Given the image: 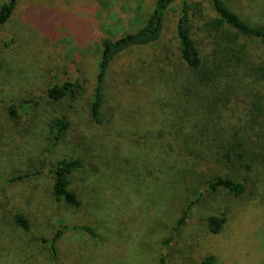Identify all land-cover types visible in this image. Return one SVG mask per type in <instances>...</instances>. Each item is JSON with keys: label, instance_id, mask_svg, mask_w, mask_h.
<instances>
[{"label": "rangeland", "instance_id": "1", "mask_svg": "<svg viewBox=\"0 0 264 264\" xmlns=\"http://www.w3.org/2000/svg\"><path fill=\"white\" fill-rule=\"evenodd\" d=\"M5 1L0 0V6ZM228 1L249 22L264 24V0ZM155 2L19 0L12 18L0 26V264H160L162 242L172 235L168 264H199L209 255L217 257V264H264V162L244 172V194L208 191L206 181L212 174L233 173L215 162L211 170L189 168V161L196 159L190 148L207 138L185 140L187 128L178 131L182 127L176 114L162 101L167 87L155 85V91L140 71L158 54L179 60L176 24L181 1L168 10L158 43L114 60L106 81L105 123L96 125L91 119L103 38L137 30ZM190 2L201 3L197 26L200 41L207 44L205 23L214 13L206 0ZM31 5L67 13L57 26L60 36L51 39L29 22L24 11ZM249 48L264 62L259 40H252ZM258 77L263 91L264 76ZM66 80L81 84L77 97L49 99L45 90ZM256 93L252 90L230 107V130L247 132L261 151L264 114L255 108ZM11 105L19 118L11 116ZM58 115L66 116L70 127L52 146L50 122ZM63 157L85 159L70 185L81 207L54 196L50 167ZM24 173L29 176L9 181ZM193 191L202 192L203 198L175 231L183 209L196 199ZM17 212L28 218L30 231L16 223ZM211 215L226 217L218 233L208 226ZM64 224L70 229L59 240L54 258L41 236L52 237ZM76 225L91 226L93 233Z\"/></svg>", "mask_w": 264, "mask_h": 264}, {"label": "trees", "instance_id": "2", "mask_svg": "<svg viewBox=\"0 0 264 264\" xmlns=\"http://www.w3.org/2000/svg\"><path fill=\"white\" fill-rule=\"evenodd\" d=\"M19 0H6L0 6V26L8 22ZM181 1V11L176 24V38L179 47V60L173 61L168 53L153 57L149 65L139 68L143 71L145 82L154 83V90L160 86L167 91L162 101L170 106L171 113L176 114V120L187 128L185 140L192 137L205 136L202 145L190 148L196 158L189 167L191 170H211L212 162L220 168H227L233 173H214L206 181L207 190L213 192L225 191L234 196L244 194L248 185L245 171H251L264 162V148L257 151L245 134L231 131L230 107L237 104V99L257 90L255 108L264 114V90L258 88L259 75L264 76V62L252 53L249 44L259 40L264 51V24H253L236 11L228 0H206L214 15L205 23L207 40L201 42L197 26V18L203 12L201 3L192 5L190 0H156L145 22L137 30L124 33L119 38L104 37L102 40L101 59L97 82L90 102V115L96 125L105 123V104L107 102L106 81L112 63L121 54L133 49H141L160 41L163 34L168 10ZM203 4V3H202ZM24 15L29 22L38 26L51 39L61 35L57 26L63 24L67 13L61 14L46 7L28 6ZM46 21L47 23H43ZM170 66H173L171 69ZM136 72H138V70ZM254 77V78H253ZM252 78V80H250ZM172 83L171 85H169ZM81 84L66 80L54 83L45 90L47 97L53 101L65 98H76ZM161 88V90H162ZM168 100V101H167ZM177 100V101H174ZM170 103V104H169ZM12 117L19 118L15 105L9 107ZM162 111H166L162 110ZM236 113V110L234 111ZM258 117V115L256 116ZM70 122L66 116L58 115L50 122L52 146L57 145L66 135ZM231 131V134L227 130ZM190 130V131H189ZM234 133V134H233ZM200 134V135H199ZM211 138V139H210ZM195 148V149H194ZM82 157H63L53 163L50 171L54 176L53 192L57 201H65L73 207H81L82 202L70 187L71 175L85 167ZM29 176L24 173L9 179L10 182ZM198 190V188H195ZM196 199L190 200L183 209L182 216L175 224V231L185 224L190 210L195 202L201 201L203 193L193 191ZM15 221L26 231L31 230L28 218L20 212L15 214ZM226 217L211 215L207 219L212 232L221 231ZM90 233L93 229L88 225H76ZM70 227L64 224L50 238L41 236L49 245L54 258L58 254L57 244L62 235ZM175 235L167 237L163 242L164 251L159 255L160 264H168L169 249ZM199 264H217L215 255L206 256Z\"/></svg>", "mask_w": 264, "mask_h": 264}]
</instances>
